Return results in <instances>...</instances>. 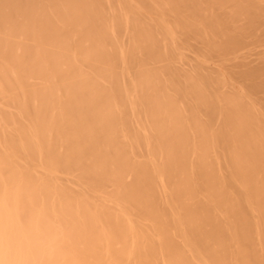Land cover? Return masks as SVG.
<instances>
[{
    "label": "bare ground",
    "instance_id": "6f19581e",
    "mask_svg": "<svg viewBox=\"0 0 264 264\" xmlns=\"http://www.w3.org/2000/svg\"><path fill=\"white\" fill-rule=\"evenodd\" d=\"M28 124L105 264H264V0H0L5 175Z\"/></svg>",
    "mask_w": 264,
    "mask_h": 264
},
{
    "label": "clouds",
    "instance_id": "9594fccd",
    "mask_svg": "<svg viewBox=\"0 0 264 264\" xmlns=\"http://www.w3.org/2000/svg\"><path fill=\"white\" fill-rule=\"evenodd\" d=\"M45 143L50 150V133L28 124L20 140L26 159L20 161L25 168L19 178V169L5 175L0 164V264H105L99 258L103 228L86 229L78 207L74 209L54 189L42 191L43 178L39 184L32 179L48 172ZM74 162L80 163L71 158L62 161L66 166ZM128 219L125 214V224Z\"/></svg>",
    "mask_w": 264,
    "mask_h": 264
}]
</instances>
